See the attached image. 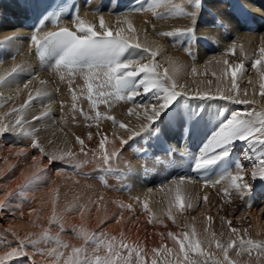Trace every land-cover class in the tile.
<instances>
[{
    "label": "bare ground",
    "instance_id": "1",
    "mask_svg": "<svg viewBox=\"0 0 264 264\" xmlns=\"http://www.w3.org/2000/svg\"><path fill=\"white\" fill-rule=\"evenodd\" d=\"M247 1L252 6L254 16L261 25L257 33H246L244 31L243 25L234 17L227 0H202V6L198 14L199 18L197 17L196 37L198 35L208 36L217 46V52H212L200 45H194L192 43L186 44L185 47L181 48L176 38L158 35L160 32H167L177 27H187L191 24V21L183 16L170 15V10L175 11V9L171 8V5L161 6L155 9V12L159 11L165 18H157V16L154 15V11L131 13L130 19L133 21L134 27L139 33L140 42L143 43L145 39H147L149 41H155L160 46V54L156 57L157 61L162 64L163 67H168L170 69V74L171 68L168 64V58H172L178 65L187 69L186 73H182L177 77L178 82L185 86L189 92L187 98H180L179 104L182 109L187 107L197 115L192 124L185 125L181 121L176 122L175 128L172 126L167 128L165 134H169L175 140L173 150L176 154V158L174 160H171L167 153L155 150H152V154L149 157L138 156L139 151L143 148L142 139L150 141L152 137L150 133H142L140 136H136L129 140V143L123 146H121L117 140L116 147L120 149V157L114 161V170L123 169L126 170L127 173H107L106 183L103 182V184L92 177V175L84 178L86 176L82 177L79 173L90 172L94 174L98 168L103 167L92 157V152L98 150L99 146L93 143H97V141L100 142V140L104 138V135L107 136L108 140L114 139L112 136L114 131L117 132L118 135L127 138V131L119 129L118 126H114L112 121L106 118H100L98 121L85 120L84 117L77 112L75 113V119H73L74 114L71 108L73 103L72 92L67 83L69 78L67 71L65 70V79L61 80L60 72L53 71L52 65H41L34 54L35 46L30 42L27 29L22 26L19 20V17L24 13V9L17 4L16 0H0V46L3 48L5 54L0 71L11 69L14 65L18 64L26 66V71L16 74L13 82L0 86V91L3 92V96L0 97V119L14 121L15 116H6V113H10L13 107L18 108L21 104L25 103L29 93H31L36 98L24 109L25 120L30 122L24 125L25 130L31 131L32 129H39L35 134V138L42 144L46 152H56L59 154L62 151L71 150L76 154V158L72 163H65L64 161L57 160L59 164H54L52 162L51 169L48 160H46V158L41 159L43 162L41 166L44 168V176H49V179L61 185L58 186L56 192L58 196L54 194L49 195L45 203H49L53 201V199L58 200L56 197H60L65 199L58 204L62 205V208L65 207L67 209V205L71 206L74 203H79V205L82 203L86 204L85 210L79 214L78 220L66 219L67 226L71 227L72 230H68L66 226L65 230L70 232L68 234L66 233L67 236L62 235L60 237L64 243H68L75 247L81 246L83 241L77 237L73 229L82 227L81 224H85L86 219L88 220L91 217L95 219L94 222L89 223L93 227L92 231L99 232L103 230L110 236H116V227L108 229L105 226L117 218H120L121 212L123 213V223H131L132 221L136 229L146 230L147 219H145V215H148V213L143 209V201L145 198H147L149 207L153 212H156L158 218L163 219L164 225H167L165 227L164 225L154 222L156 223V231L162 230V232L164 231L165 233L173 229H177L179 233L182 231L183 228L180 226V219L183 214L177 212L175 209L173 210L176 216V224H173L167 217L168 200L166 197V188L162 186L169 185L170 181L173 180L170 179L173 171L179 165L185 163L184 159L181 158V153H188L191 156L198 153L202 144L211 135L212 131L218 126L222 119L230 116L231 113L236 111H247L250 107L218 98L219 93L216 91L217 88H230L231 80L230 77L224 78L223 81L217 80V77L212 75L213 72H217V75H219L217 65L214 62L209 63V61H213L214 57L218 58L226 54V58L230 63L243 60L247 71L243 76L238 77L237 83L241 90L244 88L249 89V96H242L241 98H253V85L247 83L246 77L250 76L256 81L255 89L257 93L259 92V80L255 70L251 69V58L253 56H259V48L261 43L264 42L262 41V38H264V0ZM153 2L154 0H150L149 4ZM172 3L180 5L183 4V0H172ZM184 6L190 10L189 6ZM206 6H211L216 11L218 17L224 22L223 27L219 26L218 21L210 13L206 12ZM10 15H14L13 20H10ZM100 15H103L105 21L109 23L111 27L115 28L117 16H122L124 14L112 15L109 12H93L90 10V7L86 6L82 8L80 13L82 18L96 24L97 28L99 27ZM69 24L74 26L73 20L69 21ZM153 25L155 27H153ZM124 26L126 27V25ZM13 36L16 37L14 40L3 43L7 37ZM234 42L244 45L243 53H241L239 47L236 49L235 55L227 52L230 45ZM189 51L192 55L188 53ZM194 53H197V56L193 55ZM245 57H247V59H245ZM193 66L197 69L196 74L191 73V68ZM160 71H163V68H161ZM29 80L31 82L28 88H24V84ZM41 80L46 81V83L41 84ZM208 81H212V83L209 84ZM72 88L76 90L79 96L77 101L79 106L85 111L90 112L91 115H95V112L91 111L90 102L87 99V83L79 73L75 76V82ZM17 89H20V91L18 92ZM81 90H83V95H81ZM37 91H47L48 95L36 96ZM196 91H200L201 93L208 92L209 96H216L217 98H193V94ZM8 97L12 98L8 99ZM254 98L257 100L261 99L258 94ZM150 100L151 94L147 96L142 95L139 96V100L136 103H147ZM61 102H63V108H61ZM49 104L51 105L49 115L42 117L39 121H33L32 117L44 112ZM131 107H133L132 103L118 101L113 103L111 108L101 104L98 110L101 113H107L115 117L117 121L128 124L129 128H138L140 124L145 123V120L141 115H130L128 109ZM220 113L223 115H220ZM196 120L199 121V123L194 133L193 127ZM89 125H91V127H89ZM184 132H188V138L194 135L192 147L190 148L186 145L187 141L181 142V136ZM89 133L92 134L91 140L87 138ZM76 136L84 139V149L85 152L88 153V156L80 152L81 145L76 141ZM11 142L17 143V146H14ZM32 142V138L18 136L14 133H7L3 137H0V160H11V162L5 163L0 167V173H2L0 174V190H4V185L10 180L11 170H9V165L23 162L38 151L31 148ZM241 145L249 149V145L246 142L237 141L236 145L232 148L231 155L233 158L238 157L239 152L237 148ZM21 148L25 150L26 155H15ZM106 148L110 149L111 145H106ZM236 158L235 161H237ZM83 160H88L90 162L76 166L77 161ZM235 163L236 162H234L230 169H226L225 161H223L215 167L211 175L204 178H195L192 175H188L192 177L193 180H199V182L189 186V191L193 198H197L198 202L193 208L190 210L186 208L185 211L192 212L200 200H203L205 195L208 197L207 202H204L206 209L211 208L210 205H212L215 196L225 198L224 189L227 186L226 181H222L214 187L209 183V186L205 187L204 180L211 182L226 175L229 171L235 173L237 164ZM45 167H49V170L45 169ZM69 168H71V171L67 170ZM148 175L151 176L150 181L146 179ZM165 175V182L156 184L155 181ZM179 178L180 176H177L174 179ZM245 179H248L249 182L252 183L250 196L241 199L240 194L235 189H230V195H233L235 198L230 201L222 199V202L224 201L227 204L231 203L235 208H239V204L237 203L239 200H242V206L248 209L247 212L251 218L252 226L249 231H251L252 237L264 239V206L259 209L257 208L259 204L262 203L263 205L264 179L252 181L248 176H246ZM20 184H22L21 181L18 185ZM102 185H105V188ZM125 185L128 186L124 188ZM118 188L121 189V191H118ZM254 188L257 189L256 195L254 194L255 192H253ZM14 191L15 189L12 187L7 189L5 194ZM5 194L4 197H0V200H5ZM34 197H31L30 201L34 200ZM95 197L96 200L93 203H89V198L94 199ZM133 197H139L140 200L136 201ZM19 200V195L8 197L6 203H8L9 206L7 208H0L1 218L8 213L11 215L9 219H6L8 221L5 225L6 227L0 222V255L9 251L10 247L17 246L18 244L16 238L12 233L8 232L7 229L11 228L21 239L28 233L41 234L46 230L39 227V224H37L41 223L42 220L36 217L24 216L25 210L19 209ZM121 202L125 205L131 203L133 208L122 209L120 207ZM12 203H14V206H12ZM53 205L55 206V204L52 203L54 209ZM65 208L63 210H65ZM89 209H97V213L94 216L88 217L85 212ZM58 210H60V208H58ZM75 210V207L71 208L73 213ZM105 216H107V219H105ZM102 220L103 223L100 222ZM191 222L190 220H186L185 225L196 226ZM42 224L46 225L50 229V234H52L50 228L52 224H50V222H44ZM177 225H179V227ZM202 225L205 229L212 232L216 224H207L204 222ZM187 230L190 231L191 229L189 228ZM57 231L52 235L58 234ZM156 231L153 228L152 233ZM257 233H259V235ZM55 246L54 240L49 241L47 244L41 243L39 245V247L45 249H50ZM211 250L219 254L218 250L215 249V245H213ZM27 251L29 252V256L14 258L9 261L8 264H32V261H35V264H55L54 256H48L46 253H37L32 246H29ZM68 252H71V248L68 249ZM146 258L150 264L151 258L148 256Z\"/></svg>",
    "mask_w": 264,
    "mask_h": 264
},
{
    "label": "snow or ice",
    "instance_id": "2",
    "mask_svg": "<svg viewBox=\"0 0 264 264\" xmlns=\"http://www.w3.org/2000/svg\"><path fill=\"white\" fill-rule=\"evenodd\" d=\"M171 5L175 11H169L170 15L183 16L191 21L190 26L177 27L167 32H160L158 35L168 36L173 38L187 37L190 40L196 35L197 17L202 6V0H183V4H173L172 0H154L152 4L144 7L143 5L131 9L128 13L122 16H117L116 27L113 28L105 21L103 15L99 16V27L96 24L82 18L78 11L74 15L73 24L70 28L66 25L59 24V14L56 16L57 30L42 31L43 21L41 26L36 27L34 34L30 37V42L35 46V51L41 61L45 63L49 58H55L53 71L60 72V79H65V70L68 74V86L72 92V112L73 119L75 113L79 112L85 120H99L106 118L112 121L114 126L127 131V138L120 136L117 132H113L114 139L108 140L104 135L99 142L98 150L92 152L93 159L103 166V171L111 172L114 169V161L120 157V149L116 147L118 140L120 145H127L129 140L142 133H150L157 138L161 137L169 126L176 122H183L185 125L193 122L196 113L191 110L185 111L179 104L181 97L187 98L189 92L186 87L178 82L177 77L182 73H186L187 69L178 65L172 58H168V64L171 68L163 67L156 57L160 54V46L155 41L145 39L143 43L139 40V33L134 27L133 21L130 19L131 12L154 11L157 18H165L155 9L161 6ZM184 5L190 7L186 8ZM126 25V27L124 26ZM153 27H155L153 25ZM16 37H7L3 43H8ZM264 41V38H262ZM239 47L241 53L244 52V45L234 42L230 45L227 52L235 55L236 49ZM191 54V53H189ZM227 55V54H226ZM226 55L214 57L213 61L218 68L217 72L212 75L217 77V80L223 81L224 78L230 77V88H217L219 99L230 101L238 105L250 106L247 111L233 112L230 116L222 119L218 126L212 131L211 135L200 147L198 153L190 157L191 171L206 172L207 170L216 167L223 161H226L232 154V148L237 141L246 142L249 145L251 155L245 154V159L252 160V168L246 172L243 165L239 162L236 164L235 173L227 172L226 175L219 179L209 182L204 180V186H216L222 181L227 182L224 191L230 194V189H235L241 198L249 197L252 191V181L264 179V42L259 48V56H253L251 69L255 70L259 80V92H256L254 81L250 76L246 77L247 83L253 85L252 97L249 96V89L241 90L237 83L238 77L243 76L247 69L243 60L230 63ZM14 58V57H13ZM247 59V57H245ZM2 68V61H0ZM163 68V71L160 69ZM26 71L25 65H14L11 69L0 71V86L7 85L13 82L15 75ZM83 76L87 83V99L90 102L91 111H85L77 103L79 96L76 90L72 88L77 74ZM191 73L196 74V67L191 68ZM31 81L24 84V88H28ZM46 81L41 80V84ZM209 84L212 81H208ZM19 92L20 89H17ZM227 93V94H226ZM81 90V95H83ZM151 94V100L147 103H136V98L139 96H147ZM261 97L260 100L255 99L256 95ZM46 96L47 91H37L36 96ZM3 92L0 91V97ZM12 97H8L11 99ZM29 93L25 103L18 108L13 107L10 113L6 116L14 115L15 119L6 120L0 119V137L7 133H14L18 136L30 137L33 142L31 148L38 150L40 155L31 157L33 164L28 175L24 176L23 184L17 186L16 191L7 192L5 200H0V208H7L6 203L8 197L14 195L24 196L26 191L41 180L44 174V168L41 166V158L47 156L48 162L56 160L72 163L76 158V154L71 150L62 151L59 154L56 152H46L42 144L35 138L36 132L39 129L25 130L24 125L30 123L25 120L24 109L31 104L35 99ZM193 98L207 99L217 98L209 96L208 92L201 93L196 91ZM118 101L132 102L133 107L128 109L130 115L143 116L145 123L140 124L138 128H129V125L117 121L115 117L107 113H101L99 105H107L111 108L112 104ZM63 108V102H61ZM51 105L40 115L32 117L33 121H39L42 117L49 115ZM220 115H223L220 113ZM98 126V125H97ZM91 127V125H89ZM187 130V129H186ZM89 140L92 139V134L89 133ZM76 141L81 145L80 152L85 156V141L79 136L75 137ZM111 145V148H106V145ZM17 156H25V150L21 148L15 153ZM7 163V161H5ZM90 161H77L76 166ZM15 165H9V170ZM2 174V173H0ZM23 175V173H22ZM199 180H193L189 176H181L179 179H173L169 185L162 186L166 188V197L168 200L167 217L173 224H176V216L173 213L175 209L179 213H183L185 209H191L198 202L197 198H193L189 191V186L197 183ZM139 201V197H133ZM207 195L203 197L204 202H207ZM251 206V205H249ZM120 207L132 209L131 203L125 205L122 202ZM143 209L149 215L148 223L154 222L164 225V220L159 219L156 212L149 207L147 198L143 201ZM107 219V216H105ZM123 219V213H120V218L116 223H120ZM211 221L213 218H207ZM59 224L60 231H64V226L60 223L59 215L54 211L50 220V224ZM103 223V220L101 221ZM229 236L227 241L222 242L220 237L224 233H220V237L215 232L206 230V235L203 238L197 233L194 225H185L184 230L180 233L169 231L166 239L173 241V247H169L166 243L161 247L152 249V257L150 264H264V239H254L248 235V229H243L244 235H241V229L232 227V221L228 220ZM165 227L167 225H164ZM179 227V225H177ZM191 229L190 231L187 229ZM8 232L18 241L17 246L10 247L9 251L0 255V264H8L14 258L29 256L27 248L32 246L37 253L47 254L55 257V264H149L147 253L139 243H130L125 239L124 232L121 231L119 237L109 235L105 231L99 232L88 231L83 227L74 228L73 231L79 239L83 241L81 246L75 247L68 243H64L59 235L50 234V229H46L41 234L28 233L21 239L11 228ZM259 235V233H257ZM164 237V234H160ZM55 241L56 246L50 249L39 247L41 243L47 244L49 241ZM213 245L215 249L212 251ZM71 248V252L68 249ZM62 249V250H61ZM234 251V256L230 252ZM246 256V259H240ZM35 264V261H32Z\"/></svg>",
    "mask_w": 264,
    "mask_h": 264
},
{
    "label": "rangeland",
    "instance_id": "3",
    "mask_svg": "<svg viewBox=\"0 0 264 264\" xmlns=\"http://www.w3.org/2000/svg\"><path fill=\"white\" fill-rule=\"evenodd\" d=\"M190 55H192V54H190ZM193 55L197 56V53H194ZM11 144H13L14 146H17V143H14V142H11ZM93 144L99 145V141H97V143H93ZM245 147L246 146L241 145L239 148H237L239 155L236 158L237 161H235V162L241 163L243 165V167L245 168V171L248 172L252 168L253 161L244 158L245 154L251 155L250 149H246ZM12 151H15V150H12ZM34 155H40V153L38 151H36L35 153H33L32 156H34ZM32 156H30L27 160H25L23 162L13 164V165H15V167L11 168L10 180L7 184L4 185L5 189L0 190V197H4V194L7 191V189H10L12 187H14V189L16 191L17 186H18L20 181L23 184L24 176L28 175L29 171L31 170V165L33 164V161L31 159ZM45 158H46V160H48L47 156H44L41 159H45ZM8 162H11V160H8L7 163ZM5 163L6 162L4 160H0V167L2 165H4ZM40 163L42 165L43 162L41 161ZM53 163L59 164V162L57 160L53 161ZM51 168H52V162L50 163V169ZM45 169L49 170V167L48 168L45 167ZM54 169L58 170L57 168H54ZM67 170L71 171V168H69ZM22 173H23V175H22ZM48 177L49 176H44V174H43L41 180L37 181L34 185H32L26 191L24 196H20V200H19V206L20 207H19V209L25 210V212H24V216L26 215L25 217H32V218L36 217L39 220H42L41 223H37V224H39L38 226L43 228V229H49L46 225H43L42 223L50 222V220L53 216V213L55 211L60 217V223L63 224L64 231L63 232L60 231L59 224L52 223V226H50L51 231H52L51 233L54 234V232L58 230L57 232H58L59 237H61L62 235L67 236V234L70 231L65 230V228L67 226L66 219L68 218L69 220H78L79 214L83 210H85L86 204L82 203L79 205V203H77V204L74 203L71 206L67 205L68 206L67 209L65 207L62 208V205H58V204L63 202L65 199L60 198V197H56V198H58V200L53 199L54 202L51 201L49 203H45V201L49 195L54 194V195L58 196V194L56 192H57L58 186H61L58 183H55L54 180L49 179ZM82 177H84V176H82ZM84 178H87V177H84ZM164 182L165 181H162V182L159 181L160 184H162ZM102 186H104V188H105V185H102ZM127 186L128 185H125L124 188H126ZM117 190L121 191V189H119V188ZM256 190H257L256 188L253 189V192H255L254 193L255 195H256ZM31 197H34V200L30 201ZM224 197L225 198L215 196V199L212 201V205H210L211 208L206 209L204 201L200 200V202L198 203V205L195 207V209L192 212L184 211L185 213L184 212L182 213L183 216L180 219V226H182V228H183L182 230H184L186 220H190V221H192L191 223L196 225L195 228H196L197 233L200 236V238H203L207 234L206 233L207 229H205L203 227L202 223L205 222L207 224L208 223L216 224L215 229H213L212 232H215L218 237H220V233L223 232L224 236L220 237V239L222 240V242H224V241H227L228 236L230 234L229 233V225L227 224V221L231 220L232 221V227H236V228L241 229V235H244L243 229L247 228L248 229V235H250L252 237L251 231H249V229L252 226V222H251L250 215L247 212L248 209L243 208V206H242L243 201L239 200L237 203V204H239L238 205L239 208H235V206L232 205L231 203L227 204L224 201H223L224 203L222 202V199L230 201L235 197L233 195L226 194V193H225ZM89 199H90L89 203H93L96 200V197L94 199L93 198H89ZM241 199H244V198H241ZM55 201H57L58 203ZM262 201H263V205H262V203L259 204L257 207L258 209L264 206V198L262 199ZM52 203L55 204V206L53 205L54 209L52 207ZM12 206H14V203H12ZM72 207H75V209H76L74 212L75 214L73 213V211H71ZM58 208H60V210H58ZM64 208H65V210H63ZM96 213H97V209H89L87 212H85V214H87L88 217L94 216ZM10 216L11 215L8 213L3 218L0 217V222L2 224H4V226H5L6 223L8 222L6 219H9ZM64 216H65V219H64ZM209 216H211L213 218L211 221H209L207 219ZM117 219H119V218H117ZM145 219H147L146 230H138L135 228V226L133 225L134 223L132 221H131V223H123L122 219L120 220V223H116V220H114L110 224H107L105 227L108 229H111L112 227H116V236L117 237H119L121 231H123L125 239L130 243H139L140 245H142L145 249V252L147 253V256L150 258L153 255V253H152L153 248L161 247V245L165 244V243L169 247L174 246L173 241L170 239H166V237H167V233L169 231L177 232L178 231L177 229L168 230L166 233L164 231H163L164 232L163 233L162 230L156 231V228H155L156 223L149 224L148 223V219H149L148 215H145ZM94 220H95L94 217H91L88 220L86 219L85 224H81V226L88 231H92L93 227L89 223L94 222ZM153 228L156 231L155 233H152ZM67 229L72 230V228L68 227V226H67ZM161 233L164 234V237H162L160 235ZM177 233H179V232H177ZM252 238H254V237H252ZM254 239H256V238H254ZM233 254H234V251L230 252V255L233 256V258H236ZM246 258H247L246 256H242V258H240V259L243 260Z\"/></svg>",
    "mask_w": 264,
    "mask_h": 264
}]
</instances>
